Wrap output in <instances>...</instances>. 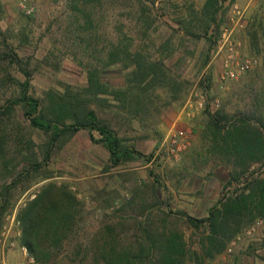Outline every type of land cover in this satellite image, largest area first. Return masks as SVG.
<instances>
[{
	"label": "rangeland",
	"instance_id": "obj_1",
	"mask_svg": "<svg viewBox=\"0 0 264 264\" xmlns=\"http://www.w3.org/2000/svg\"><path fill=\"white\" fill-rule=\"evenodd\" d=\"M206 1L157 0L154 8L156 16H163L169 23L170 29L167 30L168 26L163 27L164 32L184 33L180 25V21H184L192 22L189 28L202 35L198 40L191 37L184 39V50L190 55L183 69V74L190 82L185 100L167 111H152L154 117L143 123L126 121L120 111H97L118 131L119 136L125 137L127 143L143 156L126 165L114 167L109 162L108 151L93 143L88 131L83 130L55 149L51 159L45 162L42 160V149L46 136L42 132L32 129L19 112L14 114L17 120L0 119V137L5 139V158L0 156V195L3 188L14 181L18 182L9 192L11 207L0 229V264L24 262L21 248L25 246L20 243L21 224L12 225L10 217L18 205L21 207L33 199L45 185L52 182L67 186L76 195L78 215L71 238L46 264H102L100 253L107 240L115 239L118 245L128 247L137 245L144 240L142 229L148 226L155 233L181 235L186 244L185 264H264V217L258 216L260 198L255 197L259 195L258 183H264V166L252 164L238 181H231L237 168L219 154V144L224 143L218 136L215 137L209 116L219 110L231 116L264 111V1L248 11L246 27L237 35L241 54L256 58L259 65L237 80L228 81L226 85L221 82L222 59H215L217 44L230 25L233 6H245L249 0H227L223 4L219 16L220 33L215 39L211 61L200 71L203 53L209 46L204 35V23L200 20ZM1 2L5 14L0 23V51L3 49V40L7 38L21 55L44 57L52 46L48 39L57 26L56 20L64 13V3L49 0ZM19 31L27 34L24 42L14 38ZM212 34H216L213 28L208 36ZM1 65L0 78H5L6 82L2 83L0 94L4 95L13 86V81L3 72L6 64L0 61ZM10 72L12 76L24 79L12 69ZM107 81L120 86L124 84V77L117 72L110 74ZM86 83V74L68 60L59 73L42 69L35 74L33 92L39 97L49 89L64 91L67 86L79 88L86 86ZM6 97H10L9 92ZM201 98L205 99V104L195 116H180L189 101L196 108ZM225 125L223 121L221 126ZM173 127L189 130L191 136L190 148L177 159L169 154L165 144ZM229 129L226 127L222 136ZM95 135L98 137V134ZM31 150L38 154L41 166L38 171L27 173L30 165L22 159ZM151 155L154 160L148 162L147 158ZM12 160L13 164L6 168L5 163ZM18 161L22 163L13 170ZM158 180L160 183L156 182ZM254 197L252 204L250 202ZM238 200L250 203L252 213L240 219V224L239 221L232 223L231 230L238 228L239 231L227 250L213 260H205L203 241L208 229L204 227L196 231L190 228L182 215L205 219L215 207L222 210L226 204ZM258 221H261L262 226L249 234L250 228ZM10 226L11 240L20 249L6 248L2 258L1 241ZM79 247L81 254L78 252Z\"/></svg>",
	"mask_w": 264,
	"mask_h": 264
},
{
	"label": "trees",
	"instance_id": "obj_2",
	"mask_svg": "<svg viewBox=\"0 0 264 264\" xmlns=\"http://www.w3.org/2000/svg\"><path fill=\"white\" fill-rule=\"evenodd\" d=\"M49 1H62L64 13L56 20L57 26L48 39L52 46L44 57L21 55L7 38L2 42L0 61L6 64L3 72L13 81V86L4 95L0 94V119L17 120L14 114L19 112L32 129L42 132L46 136L42 149V160L45 162L51 159L55 149L83 130L88 131L93 143L108 151L109 162L114 167L126 165L143 156L127 143L125 137L119 136L118 131L97 111H120L126 121L143 123L154 117L152 111H167L181 104L190 87L187 76L183 74L190 56L184 50V39L191 37L198 40L202 35L189 28L192 22L184 21H180L184 33H166L170 29L168 21L163 16H156L154 11L157 0ZM226 1L207 0L202 10L200 20L204 23V35L209 46L203 53L200 71L211 61L215 39L220 33L219 16ZM4 14L0 0V23ZM163 27L167 28L165 32ZM212 28L216 34L208 36ZM26 37V33L19 31L14 38L24 42ZM68 60L86 74V86H67L64 91L49 89L44 95L36 96L33 92L35 74L42 69L59 73ZM11 69L24 79L12 76ZM117 72L124 77L123 85L117 86L107 81L110 74ZM4 82L6 79L0 78V91ZM8 92L10 97H6ZM209 116L215 137L218 136L224 143L219 144V154L237 168L231 181H238L252 164L264 166V111L231 116L219 110ZM223 121L226 122L225 126H221ZM226 127L230 129L222 136ZM4 140L0 137V156L3 159ZM22 160H27L30 165L27 173L40 169L41 161L35 151L31 150ZM152 160L153 155L147 158L148 162ZM21 163L16 162L13 170ZM10 164H13V160L5 163L6 168ZM156 182L160 183L159 180ZM17 183L14 181L1 192L0 229L11 207L9 192ZM258 186L259 195L255 196L260 198L258 216L264 217V183H258ZM255 197L250 203H254ZM250 203L238 200L226 204L222 210L215 207L205 219L182 215L190 228L196 231L204 227L208 229L203 241L205 260H213L227 250L239 231L238 228L232 231L231 225L238 221L240 224V219L252 213ZM77 206L78 199L67 186L52 182L19 208L17 218L22 229L20 243L40 264L52 260L65 241L71 238L78 215ZM142 233L144 240L129 247L118 245L115 239L107 240L100 253V262L185 264L186 244L181 235L155 233L149 226L143 228Z\"/></svg>",
	"mask_w": 264,
	"mask_h": 264
},
{
	"label": "built area",
	"instance_id": "obj_3",
	"mask_svg": "<svg viewBox=\"0 0 264 264\" xmlns=\"http://www.w3.org/2000/svg\"><path fill=\"white\" fill-rule=\"evenodd\" d=\"M262 1L264 0H249L245 6L236 4L232 8L229 20L230 25L224 30L221 39L218 41L215 53V59L221 58L223 62V73L221 75L222 85H226L228 81L237 80L254 70L259 65L256 58L245 57L241 54V43L237 40V35L246 27V14L248 11ZM217 103H219V101H217ZM204 104V98H201V100L198 101L196 108L191 105V101H189L180 116L186 115L188 118L193 117L197 111L204 107ZM165 144H167L169 154L176 159L179 158L191 146L190 131L173 127L165 139ZM19 206L20 205L14 209L12 216L10 217L12 225H20L17 218V213L20 208ZM261 224V221H258L253 225L249 230V234L255 233L257 228L262 226ZM11 226L6 230L3 235L4 238L1 241L2 258H4L6 248L9 250L19 248V245L11 240ZM21 253L24 257V262L22 264H38L29 254L26 247L21 248Z\"/></svg>",
	"mask_w": 264,
	"mask_h": 264
}]
</instances>
